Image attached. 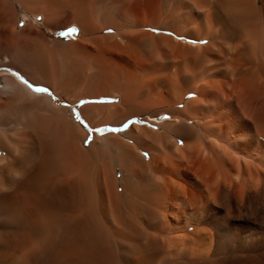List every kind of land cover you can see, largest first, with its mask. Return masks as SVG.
Returning a JSON list of instances; mask_svg holds the SVG:
<instances>
[{"label":"bare ground","instance_id":"obj_1","mask_svg":"<svg viewBox=\"0 0 264 264\" xmlns=\"http://www.w3.org/2000/svg\"><path fill=\"white\" fill-rule=\"evenodd\" d=\"M0 264H264V0H0Z\"/></svg>","mask_w":264,"mask_h":264},{"label":"rangeland","instance_id":"obj_2","mask_svg":"<svg viewBox=\"0 0 264 264\" xmlns=\"http://www.w3.org/2000/svg\"><path fill=\"white\" fill-rule=\"evenodd\" d=\"M41 21V19H39L38 18V21ZM21 25V24H20ZM74 29H76V30H74ZM78 32H79V28L78 27H74V28H71L70 30H68V31H65V32H60L61 34H63V35H67V36H69V37H71V36H74V37H77V35H78ZM40 90H44V91H46L45 89H43V88H41ZM47 92V91H46ZM50 92H51V90H50ZM54 100H55V102L57 103V104H59V105H70L67 101H63V100H61V99H56L55 97H54ZM83 101H85V99H83ZM73 105V104H72ZM71 105V106H72ZM75 105V106H74ZM73 105V108H72V111H73V113H74V115L76 116V117H78V119H80V118H82V115L80 114L81 112H80V110H78L79 109V107L76 105V104H74ZM78 112V113H77Z\"/></svg>","mask_w":264,"mask_h":264},{"label":"snow or ice","instance_id":"obj_3","mask_svg":"<svg viewBox=\"0 0 264 264\" xmlns=\"http://www.w3.org/2000/svg\"><path fill=\"white\" fill-rule=\"evenodd\" d=\"M74 30H76V29H74ZM21 75L23 76L22 73H21ZM24 78L27 79L26 77H24ZM29 83H31V82L29 81ZM33 87H34V89H37V90L43 88V89H45L47 92H50V89H49L48 87H45V86H39V85L33 84ZM50 93H51V92H50ZM51 95H52L53 97H55L56 99H59V97H56L54 93H51ZM98 102H103V101H98ZM80 103H81V104H85V103H89V101H83V100H82V101H80ZM114 128L118 129V128H120V127H114ZM92 129H93V131H95V130L98 129V128H92ZM85 143H90V141L86 140Z\"/></svg>","mask_w":264,"mask_h":264},{"label":"crops","instance_id":"obj_4","mask_svg":"<svg viewBox=\"0 0 264 264\" xmlns=\"http://www.w3.org/2000/svg\"><path fill=\"white\" fill-rule=\"evenodd\" d=\"M78 113V112H77Z\"/></svg>","mask_w":264,"mask_h":264}]
</instances>
